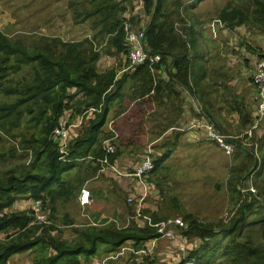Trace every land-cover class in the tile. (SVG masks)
Returning a JSON list of instances; mask_svg holds the SVG:
<instances>
[{"label": "rangeland", "instance_id": "1", "mask_svg": "<svg viewBox=\"0 0 264 264\" xmlns=\"http://www.w3.org/2000/svg\"><path fill=\"white\" fill-rule=\"evenodd\" d=\"M184 1L190 5L194 0ZM93 2L94 0H0V33L6 35L12 42L21 41L30 51H45L54 58L70 56L73 59V66L89 62L93 67L94 51L100 56L96 61L98 72L103 74L113 69L117 78L125 74L129 75L130 71L122 72V69L124 70L127 66L126 56L122 53L116 54L107 42L110 35L106 37L98 34V29L93 25V17L87 19L81 16L93 9ZM117 2L125 8L120 20L125 21L128 27L132 25L135 30H138L148 22V16L142 10L143 0H117ZM226 2L227 0H199L192 11L190 9L189 19L185 20L188 24L193 23L199 30L203 58L194 62L192 66L191 78L199 77L195 86L191 84L194 94L178 89L182 104L191 106L192 101L199 102L220 130L228 135H237L249 127L248 125L242 128L240 111L237 108L243 110L242 106H244L245 112L255 109L249 90L254 86L252 82L249 85L246 74L249 73V44L257 49V46H262L260 50L263 52L264 29H257L256 25L242 26L235 30L224 28L217 16ZM132 17L135 19L132 20ZM121 27L123 30L124 26L121 25ZM0 68H2L0 73L3 72L2 74L6 75V78L0 79V106L17 105L15 110L9 111L7 117L3 118L0 114V174L44 173L47 147H44L41 141L45 136V120L50 112L43 103H39L40 98L32 99V93H26L25 89L33 82L35 67L20 64L14 57H10L8 60L0 58ZM129 80L131 81L130 78ZM128 86L129 84L124 89L125 96L128 95L125 93ZM8 90L13 93H8ZM113 90L111 88V92ZM67 95L74 97L72 100L69 99L67 108L60 119L70 130L69 135L76 138L95 111L93 108L84 107L82 100L85 96L82 93L69 90ZM143 102L146 100L135 102L133 107L139 109L138 115H134V112L132 115L128 113L133 117L130 124L123 119L124 127L128 129L130 135L120 134L114 141L118 156L130 157L134 153V156H138L135 161L149 150L152 151L150 155L152 160L166 150H171V156L160 169L144 177V182H151L153 186L147 187L143 202L145 208L144 210L142 208V213L151 215L155 220L178 217L184 221V216L190 215L203 223L228 221L233 215L236 204L238 205L237 193L234 189H229V180H235L238 176L236 168H243L246 171L249 167L250 159H246L244 154L240 153L250 154L249 149L253 141H249V147H244L245 149L242 147L241 150L236 148L231 156H226L212 143L207 142L205 137L206 140L201 138L195 145H183L185 142L181 137L186 132L174 130L169 131V134L154 146H149V143L165 131L161 126L156 127L154 121L156 118L146 112L149 110L148 106L146 109L140 108L143 105L140 103ZM123 104L126 109L132 103L126 98L121 106ZM121 106L118 115L121 113ZM114 107L118 109L117 105ZM126 120H129V117ZM107 122L103 131L107 130ZM261 122L257 128L264 126V118ZM186 129L187 127H181V131ZM190 130L203 134L202 130ZM176 133H179L180 138L174 145ZM168 139L170 140L166 146H160ZM49 140L53 141L50 135ZM144 140L148 141L144 143ZM133 142L140 145H133ZM53 144L56 146L54 141ZM181 145V149H178ZM130 148L132 150L128 152ZM255 158L261 159V154L257 150ZM94 167V164L84 161L81 166L63 176L65 180L77 184L79 190L73 192L66 202L56 199L51 208L48 204H43L46 223L32 224L33 201L27 197L18 199L16 205H12L3 213L29 215L32 218L30 225L45 226L47 231L45 229L44 231L48 232L49 236L57 240H76L83 230L91 227L90 221L81 216L77 196L81 187H87L90 191L93 188V178L98 174L94 171ZM94 181L103 188L100 189L103 191V197L97 196L94 205L92 203L85 213L94 222L101 220L96 228L112 225L117 229H123L132 222L139 229L148 228L139 226V222L131 219V216L135 214V206L127 203L128 197L133 196L137 200L138 195L143 191L137 180L130 181L133 188L128 194L122 190L120 192L112 179L99 176ZM255 181L261 182L254 175L249 176V179L244 182V188L252 187L255 191L251 194L257 196L258 189L254 185ZM238 189L242 190L241 187ZM59 190L57 187V193ZM240 193L244 195L241 191ZM104 196H106L105 200ZM258 200L260 201L259 197ZM118 210L121 212L118 213ZM263 216L264 207L257 204V212L249 217V222L259 220ZM108 220H116L118 225L112 222L106 223ZM263 230L260 225L249 226L253 245L260 252H264ZM179 231H176L177 235ZM13 233V231L8 232V234ZM5 237L4 234H0V242H3ZM184 237L181 233L179 240L187 247L184 255L179 252L175 242L162 237L164 240H158L157 244H154L155 238L147 240L138 247L131 242L124 243L112 256L109 255L114 251H109L110 249L106 246H99L94 257L89 260L84 258L79 260L80 264H166V260L171 264H181L184 261L183 257L186 258L188 251L193 248L192 245L200 243L198 240L188 238L187 240ZM145 246L149 248L146 253L141 251ZM163 252H166L168 256ZM52 253L50 248L38 247L32 252L12 256L7 264H33L35 258L40 255L46 257ZM161 260L164 261L161 262ZM36 262L39 264L41 260ZM213 264L231 263L226 256L217 253Z\"/></svg>", "mask_w": 264, "mask_h": 264}, {"label": "trees", "instance_id": "2", "mask_svg": "<svg viewBox=\"0 0 264 264\" xmlns=\"http://www.w3.org/2000/svg\"><path fill=\"white\" fill-rule=\"evenodd\" d=\"M198 1L194 0L188 5L184 0H143L142 5L143 13L148 16V22L141 28L144 32L145 48L152 54L160 55L161 64L165 68L171 64L175 69L173 76L170 72L171 78H174L190 93H193L190 85L192 66L203 56L199 47V31L193 23L188 24L185 19H189L190 9L192 11ZM93 3V9L81 14L82 18L93 17V25L98 29V34L106 37L110 35L107 39L110 48L116 54L124 55L126 46L120 16L125 8L121 7L117 0H94ZM132 18V20L135 19V17ZM217 18L224 28L229 30L253 25H256L257 29L263 30L264 0H227L225 6L220 9ZM93 53V67L89 62L73 66V59L70 56L54 58L45 51H30L21 41L12 42L6 35L0 33V58L8 60L10 57H14L20 64L35 67L33 82L25 87L26 93L31 92V98L34 100L40 98L39 103H43L50 112L45 120V136L41 141V144L47 147L45 153L46 171L44 173L0 174V234L6 236L5 240L0 242V264H7L12 256L32 252L38 247L50 248L53 253L46 257L40 255L35 258L33 264H37V260H41L39 264H80L79 259L89 260L94 257L99 246H106L110 251H115L129 241L138 247L147 240L156 238L154 230L139 229L132 222L129 224L131 226L128 225L123 229H117L112 225L102 228L91 226L83 230L74 241L57 240L44 231V229L47 231L45 226L30 225L32 218L29 215L3 213L19 197H28L32 201L42 200L50 208L56 199L68 201L79 186L65 180L63 176L81 166L86 159H90L89 162L95 165L94 171H98L97 159L104 156L102 143L111 135L103 131L106 117L112 103L123 96L122 92L127 78L133 82L130 88L132 92L128 97L130 103L142 100L152 101L158 93H162L165 94L161 96L162 105L166 107L167 112L174 113L175 117L179 115L175 112L177 104L173 98L174 84L159 81L154 85L153 77L146 66L138 67L130 77L125 74L121 78H117L113 69L101 74L96 69V61L100 56L97 52L93 51ZM263 58L264 56L259 55V59ZM82 67H86V69H81ZM1 70L2 68H0ZM2 73H0V79L6 78V75ZM111 88L114 89L113 92H111ZM69 90L78 91L85 96L82 102L86 109H98L100 106L101 108L99 112H93V116L88 119L81 134L72 140L68 156L70 161L61 162L58 160L57 147L53 141L49 140V135L67 108L69 99L72 100L74 97L67 95ZM8 93L13 92L8 90ZM16 107L17 105H1V117H7L9 111L15 110ZM242 107L243 110L237 108L240 111L241 126L242 128L248 125L250 127L255 118L252 116L251 110L245 112V107ZM168 119L169 117L166 116L165 120ZM170 128L173 127L165 125L164 131ZM169 140L162 147L166 146ZM250 140L253 141L251 149H249L250 154L240 153L244 154L246 159H250L249 167L246 171L243 168H236L238 176L235 180H229L228 184L229 189H234L238 196V205L236 204L237 207L235 206L233 215L226 222L208 223L200 222L190 215L184 216L187 228L182 234L186 238L198 240L200 243L197 247L192 246L193 248L188 251V255L181 264L186 262L213 264L217 253L226 256L231 264H264V252H260L254 247V242L249 235V226L251 227V225H260L264 229V216L259 220L249 222V217L257 212V204L264 207V135L259 137L253 133ZM173 144L175 145V140ZM242 147L246 146H242L239 141L236 148L241 150ZM256 150L261 154L260 160L255 158ZM170 151L168 149L154 158L152 174L169 159ZM117 154L116 150L110 159H115ZM253 175L256 179L261 180V182H254L258 194L256 196L247 193L243 197L238 187H244V182ZM57 187L60 189L58 193ZM12 231L13 234H8ZM218 238L220 239L215 241ZM262 238L264 239V237ZM222 242L225 244L221 245Z\"/></svg>", "mask_w": 264, "mask_h": 264}, {"label": "built area", "instance_id": "3", "mask_svg": "<svg viewBox=\"0 0 264 264\" xmlns=\"http://www.w3.org/2000/svg\"><path fill=\"white\" fill-rule=\"evenodd\" d=\"M123 34H124V43L126 45V68L125 71H133L138 67L146 66L151 73H160L165 75L164 67L161 64V57L158 54H152L149 50L145 48L144 43V32L141 29L135 30L131 27H128L125 24V21L122 22ZM251 82L254 86L253 92L251 95V102L255 108V117L256 120L252 126L244 132L237 135H228L223 133L216 125L207 119L203 113L202 107L198 102H193L195 111L198 114H202V118L199 122L191 123L190 126H187V129L202 130L204 137L214 143L218 149H220L223 154L226 156H231L234 153V150L237 146V143L240 141L242 146H249V140L252 137L254 130L261 123L264 118V58L258 59L255 63L254 70L251 74ZM110 130L111 129L110 124ZM181 130V128H179ZM179 130V131H180ZM70 130L65 125V123L59 119L57 123L53 126L50 137L55 142L57 150L59 153V160L61 162L68 161L69 155V144L73 139V136L69 135ZM103 152L104 156L101 159H97L99 163L98 173L112 172L117 177L125 178H134L142 186V193L139 195L137 200L133 196L127 198V203L129 205L135 206V214L131 216V219L139 222V226L148 227L154 230L156 235L161 236L159 238H166L177 244L179 252L184 255L186 253V245L179 240L178 235L176 234L177 230H183L187 227L183 220L178 217L167 218L165 220L155 221L149 215L142 213V208L144 206V200L146 198L147 186L144 182V177L149 174L154 169L153 160L150 158L151 151H147L146 154L142 157L141 161L137 166L130 172H121L119 171L114 163L110 161V156L115 153V145L111 139L105 140L103 142ZM252 187L242 189V194L254 193ZM78 204L82 210L86 209L92 204V197L90 192L86 188H82L78 195ZM33 222L32 224H42L46 223V216L43 212V202L37 200L31 204ZM83 216L90 221L92 226H98L101 220L96 222L92 221L88 214L83 213ZM115 223L116 220H108L106 223ZM145 253L149 251L148 246H145L141 249ZM185 258V257H183ZM184 264H190L186 262Z\"/></svg>", "mask_w": 264, "mask_h": 264}, {"label": "crops", "instance_id": "4", "mask_svg": "<svg viewBox=\"0 0 264 264\" xmlns=\"http://www.w3.org/2000/svg\"><path fill=\"white\" fill-rule=\"evenodd\" d=\"M199 31V30H198ZM251 36H250V33H249V38H250ZM251 40V39H250ZM250 42V41H249ZM199 47H200V44H199ZM249 73L247 72L246 74H247V77L249 78V85H250V82H251V74H252V72H253V70H254V66H255V63H256V61L259 59V55H262V56H264V49H263V52H261V50H262V46H257L258 47V49L256 48V47H254V46H251L250 44H249ZM261 49V50H260ZM203 58V57H202ZM201 60V59H200ZM199 60V61H200ZM136 70V69H135ZM164 70H165V75H162V74H160V73H151L150 72V74L152 75V77H153V80H154V85H156V83L157 82H159V81H163V82H167V83H171V84H174V88H175V92L173 93V95H174V102L177 104V110L175 111V112H177L179 115L177 116V117H175V115H174V113H172V112H167V110H166V107H164L163 105H162V99H161V96L162 95H165V94H162V93H158L157 94V96H156V98H154L152 101H150V102H152V103H149L148 101H146V102H143V103H140V104H143V105H141L140 106V108L142 109H146V106H148L149 107V110H147L146 112L148 113V114H152L156 119H154V121H155V123H156V127H162V128H164V126L166 125V126H172L173 128H170V129H168L167 131H165L164 133H162L158 138H156L155 140H153L151 143H149V146H151V145H153L154 146V144H156L157 142H160L161 140H162V138L164 137V136H166V135H168L169 134V131H173L174 129H176L177 131H179L180 129L179 128H181V127H189L190 126V124L191 123H193V122H199L200 121V119L202 118V114L200 115V114H198V113H196V111H195V107H194V103L193 102H191L192 104H191V106H189V105H185V104H182L183 102H182V99L180 98V91H179V89H183V90H185L182 86H180L179 85V83L173 78H171V76H170V72H171V74H172V76H173V74H175V69L173 68V66L171 65V64H168V68H165V66H164ZM123 71H125V70H123L122 69V72ZM134 72V70L133 71H130V74L128 75V77H130L131 76V74ZM99 73H101V72H99ZM124 73V72H123ZM191 75H192V73H191ZM116 77H117V75H116ZM199 77H193V79L190 77V80L191 81H194L193 83L190 81V85L192 84L193 86H195V83H196V80L198 79ZM195 79V80H194ZM129 84V86H128V89L125 91V93H127L128 95L127 96H125V94H124V91L122 92L123 93V96L121 97V98H119V99H117V100H115L113 103H112V105H111V108H110V111H109V113H108V115H107V119H106V122H107V130H105L104 132L105 133H110V131H109V124H111V127L115 130H117L118 131V133H117V131L115 130V133H116V135H117V137H118V135H123V136H125V134L127 135H130V133L128 132V129H126L125 127H124V121H127V122H129L128 124H130V122H132L133 121V117L131 116L132 115V113L134 112V115H138V112H139V109L138 108H136V109H134L133 107H134V102H138V101H134V102H132V104L128 107V108H124L125 107V104H123L122 106H121V104L126 100V98H128L129 97V95H131V92H132V90L130 89L131 87H132V84H133V82H132V80L130 81L128 78L126 79V83H125V87L127 86ZM179 88V89H178ZM193 88V87H192ZM125 89V88H124ZM249 90H250V92H251V94L250 95H252V92H253V88H249ZM186 91H188V90H186ZM192 91H193V89H192ZM192 94H194V91H193V93ZM177 95V96H176ZM250 99H251V97H250ZM166 102H168V100H166ZM199 103V102H198ZM140 104H138V105H140ZM150 104V105H149ZM200 104V103H199ZM114 105L116 106H118V109L116 108L115 109V107H114ZM201 105V104H200ZM120 106H121V113H119V115H118V112L120 111ZM201 107H202V105H201ZM130 109H131V111H130ZM134 109V110H133ZM205 108H203L202 107V110H203V113H204V115H205V117L207 118V119H209L210 121H212L213 122V120L211 119V117H209L210 116V114H208V113H206V112H208L206 109L204 110ZM155 111V112H154ZM206 111V112H205ZM130 112V114H128ZM133 115V116H134ZM166 116H168L169 117V119L168 120H165V118H166ZM252 116L254 117V118H256L255 117V110L253 109L252 110ZM129 117V120H126L127 118ZM131 117V118H130ZM123 119H124V121H123ZM222 120H223V118H222ZM123 121V122H122ZM254 123V122H253ZM115 124V125H114ZM129 126H131V125H129ZM178 127V128H177ZM196 131H198V130H196ZM222 131V130H221ZM179 132H186V134L184 135V136H182L181 138L184 140V144L183 145H195L197 142H199L200 140L199 139H204V140H206L205 138H204V136H203V134L202 133H197V132H195V131H192V130H190L189 131V129H186V130H183V131H179ZM224 133V132H223ZM254 133H256L259 137L260 136H263V134H264V126L262 125V126H260L259 128H257L256 130H255V132ZM111 134V133H110ZM172 134V133H171ZM226 134V133H225ZM112 136V134L110 135V137ZM137 138H139V137H137ZM167 138V137H166ZM165 138V139H166ZM179 138H180V135L179 134H176V136L174 137V140L176 141H178L179 140ZM148 140H144V143L145 142H147ZM207 142H210V143H212L211 141H209V140H206ZM167 142V140L165 141V143ZM164 143V144H165ZM137 145V146H139L140 144H138V143H135V142H133V145ZM216 148H217V146L214 144V143H212ZM123 146V145H122ZM160 146H163V145H161L160 144ZM157 147V146H156ZM181 147H182V145L181 146H178V149H181ZM116 149H117V147H116ZM218 149V148H217ZM132 149L130 148V150H128V152H130ZM219 151H221L220 149H218ZM223 153V152H222ZM225 155V154H224ZM131 157H133V158H131ZM136 157H138V156H134V153H132L131 155H130V157H123V156H118V154H117V156H116V158L114 159V165L116 166V168L118 169V170H120L121 172H126V171H131V170H133L136 166H137V164H139V162L141 161V159H142V157L143 156H140V159L138 160V161H135V158ZM85 161H87V162H89L90 161V159H86ZM99 176H101V177H104V178H107V179H112L114 182H115V184L119 187V191L121 192V190L123 191V192H126L127 194L129 193V192H131L130 191V189L131 188H133V184H131L130 185V181H132V178H125V177H118L117 178V176L115 175V174H113L112 172H105V173H103V174H97V177H94L93 178V188H91V191H90V195H91V197H92V203H93V205H94V203H95V201H96V198H97V196H101V197H103V191L102 190H100V189H103L102 187H101V185L99 184V183H97L96 181H94V180H96ZM146 185L148 186V187H150V185H152L153 186V184H151V182H149V183H146ZM86 187V186H85ZM81 188H83V187H81ZM87 188V187H86ZM79 195V194H78ZM23 198H25V197H19L18 199H23ZM28 198V197H27ZM77 198H78V196H77ZM105 198H106V196H104V200H105ZM17 199V200H18ZM29 199V198H28ZM17 200L14 202V204L13 205H16L15 203L17 202ZM79 206V205H78ZM91 206H92V204H91ZM91 206H89V207H87L86 209H85V211L87 210V209H89ZM79 208H80V211L82 212V210H81V207L79 206ZM144 208H145V206H143V210H144ZM118 213H120L121 211H117ZM150 217H151V215H149ZM152 218V217H151ZM153 219V218H152ZM154 220V219H153ZM187 228V227H186ZM186 228L185 229H183V230H180L179 232H178V237H180V234L184 231V230H186ZM185 238V237H184ZM185 239H187V238H185ZM158 240H164V239H162V238H155V240H154V244H157V242H158ZM188 240V239H187ZM194 241H196V240H194ZM129 242H131L132 244H133V242L132 241H129ZM128 243V242H127ZM199 245V244H198ZM197 244H194V245H192V246H194V247H196V246H198ZM173 247H175L176 248V246L173 244ZM178 248V247H177ZM110 251V250H109ZM115 252H117V251H114V252H111L110 253V255L109 256H112V254L113 253H115ZM160 254H162V253H160ZM163 254H165L166 256H168L167 254H166V252H163ZM162 261H164V260H161V262ZM166 264H171L170 262H168V260H166Z\"/></svg>", "mask_w": 264, "mask_h": 264}, {"label": "clouds", "instance_id": "5", "mask_svg": "<svg viewBox=\"0 0 264 264\" xmlns=\"http://www.w3.org/2000/svg\"><path fill=\"white\" fill-rule=\"evenodd\" d=\"M133 29H134V28H133ZM123 35H124V34H123ZM125 46H126V45H125ZM124 55H125V54H124ZM162 66H163V65H162ZM163 67H164V66H163ZM136 69H137V68H136ZM100 108H101V106H100L98 109H93V111H95V112H99ZM255 120H256V118H255ZM255 120H254V122H255ZM261 123H262V122H261ZM109 126H110V124H109ZM251 126H252V125H251ZM251 126H250V127H251ZM216 127H217V126H216ZM250 127H249V128H250ZM177 128H178V127H177ZM111 129H112L114 132H112V131L110 130V127H109V131H110V133L112 134V136H111V137H108V138L105 139V140H109V139H111L112 142L114 143V141H115L118 137H117V135H116V133H115V130H114L112 127H111ZM174 130H176V129H174ZM50 133H51V132H50ZM263 135H264V134H263ZM74 139H75V138H73L72 140H74ZM72 140L70 141V144H71ZM105 140H104V141H105ZM104 141H103V142H104ZM70 144H69V146H70ZM114 145H115V143H114ZM102 147H103V143H102ZM247 147H249V146H247ZM68 150H69V149H68ZM102 150H103V149H102ZM116 150H117V149H116V145H115V153H116ZM57 151H58V150H57ZM150 151H151V150H150ZM235 151H236V148H235L234 152H235ZM115 153H114V154H115ZM114 154H113V155H114ZM145 154H146V153H145ZM145 154H144V155H145ZM151 154H152V151H151ZM144 155H143V156H144ZM68 156H69V155H68ZM110 157H111V156H110ZM100 159H101V158H100ZM58 160H59V157H58ZM68 160H69V159H68ZM76 160H77V159H76ZM153 160H154V159H153ZM59 161H60V160H59ZM69 161H70V160H69ZM110 161L113 163V162H114V159H110ZM65 162H67V161H65ZM139 163H140V162H139ZM153 163H154V162H153ZM98 164H99V163H98ZM153 170H154V169H153ZM153 170H152V171H153ZM119 171H120V170H119ZM131 171H133V170H131ZM152 171H151L149 174H151ZM126 172H130V171H126ZM97 173H98V171H97ZM104 173H105V172H104ZM98 174H103V173H98ZM149 174H147V175H149ZM147 175H146V176H147ZM146 176H145V177H146ZM132 179H134V178H132ZM135 180H136V179H135ZM145 184H146V183H145ZM146 186H147V185H146ZM147 187H148V186H147ZM241 188H242V189H246V188H244V187H241ZM81 189H82V188H81ZM86 189H87V188H86ZM240 191H241V190H240ZM89 192H90V191H89ZM248 194H249V193H248ZM244 195H245V194H244ZM244 195H243V196H244ZM138 197H139V195H138ZM77 199H78V198H77ZM34 201H35V200H34ZM34 201H33V202H34ZM36 201H37V200H36ZM41 201H42V200H41ZM77 203H78V201H77ZM43 204H44V203H43ZM78 205H79V204H78ZM90 206H91V205H90ZM81 210H82V209H81ZM83 213H85V209L82 210V212H81V216H82V217H84V216H83ZM84 218H85V217H84ZM85 219H86V218H85ZM86 220H87V219H86ZM164 220H165V219H164ZM159 221H160V220H159ZM184 223H185V222H184ZM185 224H186V223H185ZM87 225H90V224H87ZM186 225H187V224H186ZM91 226H92V225H91ZM96 227H97V226H96ZM152 230H153V229H152ZM154 234H155V233H154ZM157 237H158V235H156V238H157ZM196 247H197V246H196ZM186 250H187V249H186Z\"/></svg>", "mask_w": 264, "mask_h": 264}]
</instances>
